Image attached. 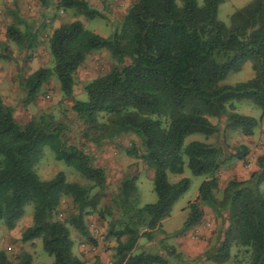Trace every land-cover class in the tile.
Returning <instances> with one entry per match:
<instances>
[{
    "label": "trees",
    "instance_id": "16d2710c",
    "mask_svg": "<svg viewBox=\"0 0 264 264\" xmlns=\"http://www.w3.org/2000/svg\"><path fill=\"white\" fill-rule=\"evenodd\" d=\"M36 1L46 9L53 0ZM226 1L202 0L199 5L197 0H135L120 29L108 37L90 32L79 21L63 24L49 37L53 68L38 69L21 82L25 104L36 99L52 76L65 98L72 99L74 75L90 53L106 50L116 62L107 74L85 85L86 101H74L70 108L88 127L97 125L99 115L105 116L111 137L135 136L141 159L153 170L154 203L137 206L136 180L129 177L121 182L111 206L104 208L116 211L107 233L115 241L113 264H172L171 259L179 258L164 242L160 244L164 254L134 253V249L141 239L156 240L162 233L161 222L188 190L187 178L176 183L167 178V173L183 174L184 159L193 176L207 178L197 199L188 204L189 213L179 233L200 224L199 201L227 216L222 241L213 253L215 261H227L230 242L236 240L250 250V264H264V196L260 192L264 156L257 158L259 171L245 181H229L218 202L214 197L219 188L218 171L232 159L243 161L248 148L241 145L224 152L215 144L199 141L184 146L193 134L208 138L218 133L211 118L223 119L226 129L251 136L257 120L236 113L235 102L250 101L264 113V0H253L233 12L228 25L217 18L219 6ZM57 6L88 20L100 17L84 0H58ZM6 37L27 52L38 42L31 25L24 30L9 25ZM248 61L252 79L221 85ZM63 132V126L52 120H31L21 127L0 97V222L13 229L25 206L33 204L32 225L22 233L21 241L40 240L53 264H82L72 252L69 227L91 240L85 217L98 211L100 195H91V191L104 190L106 174L94 166L91 156L69 145ZM45 147L91 185L67 182L61 172L48 181L40 180L34 166ZM129 155L137 157V152ZM64 197H70L75 208L66 222L55 218ZM0 264H11L4 252H0ZM16 264H31V256L21 253Z\"/></svg>",
    "mask_w": 264,
    "mask_h": 264
},
{
    "label": "rangeland",
    "instance_id": "374dc122",
    "mask_svg": "<svg viewBox=\"0 0 264 264\" xmlns=\"http://www.w3.org/2000/svg\"><path fill=\"white\" fill-rule=\"evenodd\" d=\"M58 0H53L46 9H41L36 0H0V97L5 106L12 109L15 121L24 127L31 120L50 122L51 120L64 128L63 138L69 145H74L92 157L96 167L103 168L106 183L103 191L93 189L91 195H100L98 211L89 213L85 223L91 240L80 236L69 227L73 241L72 252L82 264H113L115 241L108 236L110 222L116 217V211L111 206L121 182L132 177L136 180L137 194L135 201L138 207L152 204L156 201L153 192V170L148 168L141 159L139 140L133 135L122 134L118 137L109 136L110 127L105 116L97 117V125L88 127L70 111L72 102L86 101L85 85L107 74L116 62L106 50L90 53L74 75L72 99L65 98L54 76L50 77L41 87L36 99L25 104V92L22 80L38 69H52L53 60L49 51V37L59 26L79 21L83 27L101 37L110 36L119 30L122 19L135 0H84L88 6L96 10L100 17L88 20L78 15L72 9H62L57 6ZM199 5L202 0H197ZM253 0H227L217 11V18L225 25L229 24L230 15ZM15 25L20 30L32 26L38 34V42L31 51H23L6 37V28ZM254 76L251 62H246L240 70L231 73L221 85H235L248 81ZM235 112L253 117L257 126L253 134L245 137L239 129H226L223 119L210 121L217 125L218 133L208 138L201 134H193L184 141L186 146L191 141L215 144L229 152L245 145L248 155L243 161L232 159L220 168L217 173L219 188L214 192L215 199H223V189L231 181H245L253 173L259 171L257 158L264 156V113L250 101L234 103ZM130 152H137L132 157ZM182 175L167 173L170 183H176L182 178L190 182L188 190L175 202L169 214L161 222L162 233L156 240L148 242L141 239L134 249V253L158 252L161 242L175 249L179 258L171 259L172 264H250V250L238 241L230 242V257L225 262L213 259V253L220 246L223 232L227 226L225 212L220 214L212 211L206 204L197 201L202 211L200 224L185 232H180L189 210L188 204L195 201L201 183L207 178L193 176L186 167ZM34 171L42 181L52 179L57 173L64 174L66 181L87 187L91 183L72 167L57 161L53 152L45 147ZM260 192L264 196V182L260 185ZM75 213L70 197L61 199L55 213V218L66 222ZM101 214V215H100ZM102 216V217H101ZM33 204L24 208L23 216L17 221L13 229H8L3 221L0 222V252H4L11 264H16L21 253L31 256V264H53V257L49 256L42 247L40 240L22 242V233L32 225ZM164 254V253H163Z\"/></svg>",
    "mask_w": 264,
    "mask_h": 264
}]
</instances>
